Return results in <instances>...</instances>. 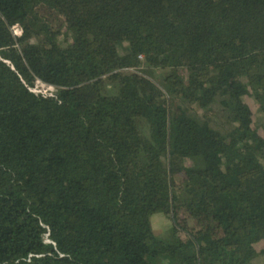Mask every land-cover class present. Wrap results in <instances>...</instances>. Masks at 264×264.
<instances>
[{"label": "trees", "instance_id": "16d2710c", "mask_svg": "<svg viewBox=\"0 0 264 264\" xmlns=\"http://www.w3.org/2000/svg\"><path fill=\"white\" fill-rule=\"evenodd\" d=\"M182 2L201 20L183 47L190 80L162 76L184 92L172 109L119 64L177 65L146 13ZM37 80L53 95L30 90ZM245 95L264 109V0H0V264H256L264 137ZM210 100L229 128L197 118ZM156 211L172 221L167 238Z\"/></svg>", "mask_w": 264, "mask_h": 264}, {"label": "rangeland", "instance_id": "374dc122", "mask_svg": "<svg viewBox=\"0 0 264 264\" xmlns=\"http://www.w3.org/2000/svg\"><path fill=\"white\" fill-rule=\"evenodd\" d=\"M147 5V4H146ZM149 12L146 13V28L152 32L159 40L170 39L174 40L171 45L170 54L176 59V64H172L169 58L165 60L161 66H151L148 64L146 55H135L133 57V65L129 67L119 64V68L124 71L133 70L148 77L153 81L155 86L164 93L165 98L169 100L172 109L180 106L184 98L182 90H175L173 93L168 89V82L162 78L167 71H174L178 77L189 81L194 70L191 65L186 62V59L191 58L190 54L184 53L183 47L187 35L195 29L200 20L201 15L197 8L182 2L175 10H165L158 5L148 3ZM126 51L119 50L123 54ZM209 72H216V69L209 67ZM198 76V75H197ZM199 77V76H198ZM33 88L41 89L43 92L55 91L54 86L48 84H40L37 82ZM120 88V83L113 78L103 76L100 84V89L104 94H116ZM243 102L249 107L252 115V128L255 133V138L264 137V109L261 108V101L253 95H245ZM177 104V105H176ZM195 115L200 119H208L213 123H220L226 128L230 127L227 121L226 113L222 110L220 103L216 100H210L208 105L200 106L198 110L195 109ZM139 128L141 134L149 135L150 123L146 118H139ZM151 226L158 237L167 238L170 235V228L172 225L171 219L162 211L153 212L150 215ZM256 253L253 262L256 264L264 263V239L255 242ZM157 264H171L166 258H158Z\"/></svg>", "mask_w": 264, "mask_h": 264}, {"label": "built area", "instance_id": "2783aa9c", "mask_svg": "<svg viewBox=\"0 0 264 264\" xmlns=\"http://www.w3.org/2000/svg\"><path fill=\"white\" fill-rule=\"evenodd\" d=\"M14 31H15V32H18L17 29H14ZM37 82H39L40 84H46V83H44V82L41 81V80H37L35 84H37ZM51 86H52V85H51ZM29 89L32 90V91H34V92H36V93H37V92H43L41 89L33 88V86H32V87H29ZM43 93H45V94H49V95H53V91H51V92H43Z\"/></svg>", "mask_w": 264, "mask_h": 264}, {"label": "bare ground", "instance_id": "6f19581e", "mask_svg": "<svg viewBox=\"0 0 264 264\" xmlns=\"http://www.w3.org/2000/svg\"><path fill=\"white\" fill-rule=\"evenodd\" d=\"M148 12V11H147Z\"/></svg>", "mask_w": 264, "mask_h": 264}]
</instances>
